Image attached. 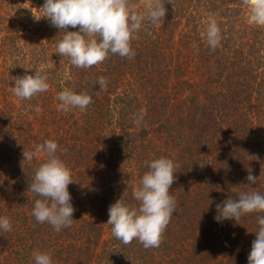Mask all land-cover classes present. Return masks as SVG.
Wrapping results in <instances>:
<instances>
[{"label": "trees", "instance_id": "obj_1", "mask_svg": "<svg viewBox=\"0 0 264 264\" xmlns=\"http://www.w3.org/2000/svg\"><path fill=\"white\" fill-rule=\"evenodd\" d=\"M154 2L129 0L139 13ZM163 2L164 19L145 21L135 34L133 58L109 55L77 68L57 54L64 32L41 17L44 0H0V216L12 223L0 233V264H34L36 251L50 253L53 264H248L257 214L217 223L216 206L202 204L222 203L229 190L233 199L242 191L264 194V27L248 23L239 0ZM206 5L207 20L187 19ZM209 17L218 26L215 51L206 36H196ZM185 19L179 46L176 31ZM203 59L210 71L198 74L200 83L189 69ZM35 71L47 76L49 89L29 100L14 96L15 78ZM100 77L106 89L96 84ZM64 88L89 94L92 103L85 111H59ZM46 140L58 143L56 155L73 179V222L60 231L35 220L40 197L28 191L46 155L29 162L23 152ZM160 157L174 159L175 175L203 170L211 178L174 175V212L159 247L124 244L106 224L109 206L118 199L137 206L132 193L148 170L145 161ZM240 165L258 174L255 187L221 190Z\"/></svg>", "mask_w": 264, "mask_h": 264}, {"label": "clouds", "instance_id": "obj_2", "mask_svg": "<svg viewBox=\"0 0 264 264\" xmlns=\"http://www.w3.org/2000/svg\"><path fill=\"white\" fill-rule=\"evenodd\" d=\"M239 7L248 14V23L264 27V0H239ZM51 26L59 33L64 32L57 45V54L69 58L77 68H91L103 63L109 55L133 58L132 48L135 34L141 30L145 21L156 25L166 16L163 0H155L148 5L146 13L132 9L129 0H44L41 7ZM40 17V18H41ZM69 31V27L77 28ZM206 42L211 51L219 44L218 26L214 17H209L206 27ZM12 86L13 95L29 100L49 89L47 76L40 71L16 77ZM96 84L106 89L107 81L100 77ZM56 99L57 109L68 112L73 108L85 111L92 103V96L64 88ZM140 118H143V110ZM58 143L46 140L34 150L24 151V160L31 162L40 153L46 160L35 171L34 181L29 190L36 194L32 215L38 223H47L54 230L68 228L73 222L74 207L68 190L73 183L71 169L57 155ZM147 171L132 193L137 206L133 207L122 199L111 204L106 224L112 226L113 235L124 244L138 240L145 248L159 247L175 207L169 190L174 182L175 161L160 157L145 161ZM249 185L257 184L259 178L251 173L246 177ZM237 198L231 197L216 205L217 223L227 220L239 221L249 214L256 215V238L248 255V264H264V194L258 191H242ZM12 223L6 216H0V233L9 232ZM34 264H53L48 252L33 253Z\"/></svg>", "mask_w": 264, "mask_h": 264}, {"label": "rangeland", "instance_id": "obj_3", "mask_svg": "<svg viewBox=\"0 0 264 264\" xmlns=\"http://www.w3.org/2000/svg\"><path fill=\"white\" fill-rule=\"evenodd\" d=\"M143 6L145 7V4H143ZM208 8L209 7L207 5L206 6H203L201 8L202 10H200L198 8L197 10H199V11L195 12L194 15L193 14L189 15V17L187 19H189V20L191 19L192 20V19H195L194 17H196V21L199 22V23H200V20H203V19L204 20H207V18H208V16H209L210 13L208 14V13H205V12L209 10ZM184 18H186V17H184ZM187 23H188V20L186 21V19L184 21H182V25H179L178 26V28H179L178 30L179 31L178 30L176 31V39L175 40H176V44L179 45V46H185V44L183 43L185 40L181 36L184 35L188 31V29H187V25L188 24ZM204 23H205V21H202V24H204ZM201 26L200 27H197L196 36L198 38H204L206 36V27L207 26H205V25H201ZM183 30H186V31L182 32ZM207 63L208 62L205 59H203L200 62V64H199V69L196 67V65H193V67H191L189 69L193 73L192 75H194L193 77H195L196 82H200L201 83L204 80L202 77L198 76L199 73H206V72L210 71ZM263 101H264V99H263ZM263 101H262V108H263V111H264V102ZM233 146H235V145H233ZM235 147H237V146H235ZM243 168L244 167L242 165H240L238 168H234V171H233L234 178L231 179V180H229V181H227L226 183H224L222 185V188H220V189L223 190V188H226L227 186H229V188H234V190L237 189V192H239V191L242 190L243 186L248 187V188L255 187L254 184L249 185V182L246 179V177L251 172H248V171H246V169H243ZM182 171L176 173L175 177H179V178H181V177H184V178L185 177H188L186 175H181ZM251 174L253 176L259 178L258 177V174L256 172H253ZM188 178H192L193 180L196 179V178H199L202 181L205 178H208V180H209L211 178V176H210V171L207 173V172H204L203 170H201L198 175H192V177H188ZM259 180H260V178H259ZM188 184H190V183H188ZM212 189H214V185L209 188V191L212 190ZM232 196H233V194L230 193V190H229V196H228V198L229 197H232ZM203 203L204 204H202V206H206L207 208H211V209L215 208V206L218 204L217 201H213V200L212 201H209V203H205V202H203Z\"/></svg>", "mask_w": 264, "mask_h": 264}]
</instances>
